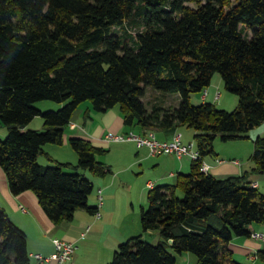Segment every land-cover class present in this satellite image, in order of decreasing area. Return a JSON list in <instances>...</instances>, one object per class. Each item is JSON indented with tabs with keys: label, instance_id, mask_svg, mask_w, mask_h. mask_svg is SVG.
<instances>
[{
	"label": "trees",
	"instance_id": "1",
	"mask_svg": "<svg viewBox=\"0 0 264 264\" xmlns=\"http://www.w3.org/2000/svg\"><path fill=\"white\" fill-rule=\"evenodd\" d=\"M215 73L238 97L231 111L190 102ZM147 89L178 93L179 105L148 107ZM87 99L98 112L118 105L128 126L192 128L201 158L214 154L217 135L246 138L264 121V0H0V122L7 126L0 166L10 192H33L55 223L78 208L95 210L88 205L92 182L77 169L99 177L111 171L97 159L105 150L80 137L69 138L75 165L43 150L62 144L74 109ZM39 100L63 106L42 112L34 106ZM36 115L45 128L23 130ZM40 155L54 164L40 165ZM251 159L252 172H264V135L254 138ZM249 174L218 178L192 161L175 183L148 190L140 224L157 231L158 242L131 236L108 264H176L173 253L182 252L195 264H243L227 244L251 237V225L264 221V193ZM256 255L264 261V250ZM0 264H29L26 235L2 208Z\"/></svg>",
	"mask_w": 264,
	"mask_h": 264
},
{
	"label": "crops",
	"instance_id": "2",
	"mask_svg": "<svg viewBox=\"0 0 264 264\" xmlns=\"http://www.w3.org/2000/svg\"><path fill=\"white\" fill-rule=\"evenodd\" d=\"M221 84L220 77H212L210 85L206 88L207 95L203 97L200 92L198 97L193 98L195 103L210 102L225 108L226 106L222 104L223 94L219 92ZM216 90L219 93L217 98H215ZM38 109L41 110V107ZM85 115L86 111H81L74 118L71 116L70 122L64 128L62 144H45L43 150L55 161L71 165L77 163V154L68 147L71 137L83 138L105 150L97 156V159L110 167L111 171L108 174L99 177L89 171L79 172L84 175L88 173L87 178L93 185V190L88 196L89 207L96 209L97 191L101 189L102 205L99 209V218L96 219L93 212L86 208H78L71 220H62L58 223L51 221L33 192L29 190L19 194L10 192L5 172L0 166V208L24 231L29 264H59L52 242L54 238L70 241L75 246L71 259L64 264H108L118 244L124 241L132 233L131 231L142 229L140 210L144 207L142 204L144 197L147 198L149 190L147 184L149 182L154 186L173 184L179 173H188L191 169L192 161L186 156L178 158L173 154L150 155L147 147L138 148L133 142L107 140L105 137L107 133L147 131L139 125H126L118 105L104 112L95 113L91 119L86 118ZM39 120L32 119L23 130L44 129L43 122ZM177 132L181 133L184 144L194 142L195 131L185 125L155 130L156 137L160 140H170ZM6 135L7 126L0 122V139ZM258 135H264V121L252 128L246 138L215 144L214 154L203 158L210 165L209 173L224 178L249 172V181L255 183L258 191L264 193V172H252L255 167L251 159L253 141ZM56 151L60 153L62 151L63 154L57 156L54 154ZM41 156L43 160H47L45 155ZM216 158L222 159L223 162H216ZM234 159L239 163H232L231 160ZM43 160L41 162L37 159L40 165H47ZM21 205L24 210L20 208ZM138 206L139 210L136 209ZM136 214H139L138 220ZM132 215L133 221L130 219ZM251 231L259 232L263 237L254 239L248 236H236L227 244V248L236 262L264 264V261L259 260L256 255L259 250H264V221L253 223ZM34 254H40L48 259L40 261L33 256ZM195 262V256L189 252H182L176 258V264H195Z\"/></svg>",
	"mask_w": 264,
	"mask_h": 264
},
{
	"label": "built area",
	"instance_id": "3",
	"mask_svg": "<svg viewBox=\"0 0 264 264\" xmlns=\"http://www.w3.org/2000/svg\"><path fill=\"white\" fill-rule=\"evenodd\" d=\"M202 96L207 95V89L201 91ZM219 96L217 92L215 98ZM106 139L115 142H133L136 147H147L150 155H160V154H173L178 158L188 157L191 161H198L200 163V170L203 173H208L210 170V165L207 164L203 158L200 157L199 151L197 150L194 142H189L184 144L182 142V135L180 132L175 133L170 140H160L156 137V133L153 130H148L145 133H136L134 131H128L127 133H107L105 135ZM216 162H223L222 159L216 158ZM232 163H239L238 160H231ZM252 187H256L255 183L250 184ZM149 189L154 187L152 182L147 184ZM98 205L93 212L94 217L97 219L100 217V207L102 205V195L101 189L97 191ZM20 208L24 210L21 205ZM88 229V227H87ZM83 235V234H82ZM263 234L259 232H253L251 238L258 239L262 238ZM53 245L56 250V259L59 264H64L66 261L71 259V256L75 250V246L72 242L54 238L52 240ZM38 260H46L47 257H43L40 254H34Z\"/></svg>",
	"mask_w": 264,
	"mask_h": 264
},
{
	"label": "rangeland",
	"instance_id": "4",
	"mask_svg": "<svg viewBox=\"0 0 264 264\" xmlns=\"http://www.w3.org/2000/svg\"><path fill=\"white\" fill-rule=\"evenodd\" d=\"M186 5L187 6H189V7H193V8H195L196 7V5L194 4V3H186ZM137 28L135 27V25H132L131 27H130V31L131 32H133V31H135ZM214 77H217V78H219L220 77V75H219V73H215L214 75H213V78ZM221 78V77H220ZM221 87H220V93L221 94H223V97H222V104L224 105V106H226L225 108H220V107H218V105L217 104H214L217 108H219V109H223V110H227V111H231V110H233L236 106H237V101H238V97H237V95L236 94H234V93H231V92H229L226 88H225V86H224V83H223V81H222V79H221ZM218 91L216 90V93H217ZM200 95V92H195V93H192L191 95H190V102L192 103V104H196L195 103V101H194V97H198ZM179 98H180V96H179V94L178 93H172V92H158V91H152L151 89H147V91H146V94H145V96L143 97V101L145 102V104L149 107L150 106V104L151 103H153L154 101H157L158 103H160V104H163V105H169V104H171L172 106H178L179 105ZM225 100V101H224ZM34 106L35 107H37V108H40L41 107V110H42V112H46V111H56V110H58L59 108H61L62 106H63V103H60V102H55V101H51V100H39V101H36L35 103H34ZM38 106H40V107H38ZM88 108H90L89 110H88ZM81 111H86V115H85V117L86 118H88V119H91L92 118V116L95 114V113H98V111H96V110H94L93 109V106H92V102L89 100V99H87V100H84V101H82V102H80L79 104H78V106L74 109V111H73V113H72V118H74L75 116H76V114H78L79 112H81ZM36 119V118H38V119H40L39 121H42V122H44V119L42 118V116L41 115H36V116H34L33 117V119ZM186 129V128H185ZM32 130H38V131H42L43 129H32ZM5 138V137H4ZM4 138H2L1 140H3ZM233 141V140H232ZM228 142H230V141H223V140H221V138L219 137V135H217L215 138H214V140H213V148H214V145L215 144H217V143H222V144H224V143H228ZM69 143V142H68ZM57 145V144H56ZM69 146V149H72V147L70 146V144H68ZM43 147H44V145H43ZM71 147V148H70ZM73 150V149H72ZM215 152V151H214ZM54 154H56L57 156L59 155V154H63V152L61 151V153L60 152H54ZM38 159L42 162V160H43V156H39L38 157ZM43 161H46V164H47V166L48 165H53L54 164V162H52V161H48V160H43ZM66 170V169H65ZM67 171H75V170H73V169H71V168H69V170H67ZM77 171L78 172H82L81 170H78L77 169ZM145 174H147V172L145 171ZM88 173L87 174H85V176L86 177H88ZM174 182H176V181H174ZM177 193L178 194H181V191L180 190H177ZM142 204H143V206H144V208H147L148 207V199L147 198H145L144 197V199H143V202H142ZM136 209L137 210H139L140 209V207L138 206V207H136ZM137 215V220H138V216H139V214H136ZM131 221H133V219H134V217H133V215L131 216ZM133 225V224H132ZM133 229V226H132V228H131V230ZM137 231H131L132 233H130V235H128L124 240H126L128 237H131V236H134V235H138V234H142V237H143V239L145 240V241H147V242H149V243H151V244H156L158 241V239L160 238V236H159V234H158V232L157 231H152L151 233H149V232H144V231H142V229H140V228H137L136 229ZM174 255H175V257L177 258L178 257V254L177 253H173ZM193 255V254H192Z\"/></svg>",
	"mask_w": 264,
	"mask_h": 264
},
{
	"label": "water",
	"instance_id": "5",
	"mask_svg": "<svg viewBox=\"0 0 264 264\" xmlns=\"http://www.w3.org/2000/svg\"><path fill=\"white\" fill-rule=\"evenodd\" d=\"M260 172H263V171H260Z\"/></svg>",
	"mask_w": 264,
	"mask_h": 264
}]
</instances>
